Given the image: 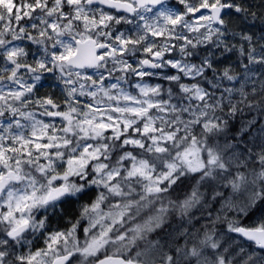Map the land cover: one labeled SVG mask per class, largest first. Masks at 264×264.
<instances>
[{
    "label": "clouds",
    "instance_id": "9594fccd",
    "mask_svg": "<svg viewBox=\"0 0 264 264\" xmlns=\"http://www.w3.org/2000/svg\"><path fill=\"white\" fill-rule=\"evenodd\" d=\"M0 264H264V0H0Z\"/></svg>",
    "mask_w": 264,
    "mask_h": 264
}]
</instances>
